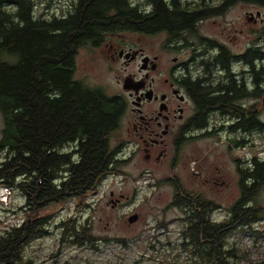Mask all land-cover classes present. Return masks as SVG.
<instances>
[{
	"label": "trees",
	"instance_id": "1",
	"mask_svg": "<svg viewBox=\"0 0 264 264\" xmlns=\"http://www.w3.org/2000/svg\"><path fill=\"white\" fill-rule=\"evenodd\" d=\"M34 7V0H0V152L4 153L0 182L24 198L19 208L23 224L0 233V264H35L25 257V248L52 233L49 217L39 216L41 209L71 199L75 210L88 207L87 198L104 178L120 173L125 160L118 159L122 143L115 134L122 104L74 78V55L78 47L99 40L104 31H148L154 21L149 16L136 18L124 0H79L66 15L47 19L36 17ZM159 11L164 24L165 10ZM65 146L70 150L61 152ZM254 178L255 184L242 188L240 199L230 207V218L222 221L210 219L217 205L184 191L177 206L192 211L188 219L193 223L192 245L199 264H241L239 259L242 264H264L226 247L234 226L250 227L264 220V208L256 202L264 185V163L255 164ZM55 228L72 245L109 241L91 236L89 228L72 218Z\"/></svg>",
	"mask_w": 264,
	"mask_h": 264
},
{
	"label": "flooded vegetation",
	"instance_id": "2",
	"mask_svg": "<svg viewBox=\"0 0 264 264\" xmlns=\"http://www.w3.org/2000/svg\"><path fill=\"white\" fill-rule=\"evenodd\" d=\"M124 2L135 10L136 18L149 16L154 20L151 30L114 28L104 31L99 40L78 47L74 55L75 71L76 59L83 52L91 51L96 53L93 59L105 62L108 72L121 63L125 73L123 77L113 73L115 88L112 92L106 86H92L80 81L122 104L116 140L122 143L121 147L132 148L128 159L142 154L144 163L157 166L165 163L169 156L174 165L183 157L184 150L195 142L206 143L208 155L218 147L224 149L232 173L221 171V175L219 162L206 163L213 170L195 172L203 175V179L195 184L219 189V186L229 187L233 183L239 192L235 204L240 199L241 189L255 184V164L264 163V158L253 155L241 158L231 153L234 148L241 147L251 151L256 140L264 139V1ZM160 8L165 10V18H168L164 24ZM239 9H242L241 17H238ZM128 35L136 36L138 43L128 40ZM142 37L152 38L151 54L139 46ZM135 66L137 71H134ZM260 146L264 147V143ZM70 147H63L61 152L69 151ZM203 160L201 166L209 162ZM142 175L146 178L135 182L137 195L142 193L141 187L136 185L139 180L143 179L149 187L154 179L148 170ZM114 176L119 175L107 177ZM169 181L174 188L171 206L182 209L191 217L190 208L177 204L185 196L184 191L200 193L185 189L181 184L183 181L177 177L169 178ZM108 193L112 208L125 200L123 194L116 196L112 190ZM102 197L91 205L95 206ZM174 199L176 205H173ZM132 216L137 220L136 214Z\"/></svg>",
	"mask_w": 264,
	"mask_h": 264
},
{
	"label": "rangeland",
	"instance_id": "3",
	"mask_svg": "<svg viewBox=\"0 0 264 264\" xmlns=\"http://www.w3.org/2000/svg\"><path fill=\"white\" fill-rule=\"evenodd\" d=\"M137 1L141 3V0ZM75 4L76 0H34V13L36 17L46 19L53 16L60 17L71 11ZM241 11L242 9H239L238 17H241ZM142 38L139 46L142 45L145 52L151 54L152 38ZM127 39L138 43L136 36L128 35ZM241 44L242 41H240ZM95 56L96 53L85 51L81 57L76 59L74 78L92 86H106L112 92V89L115 88L114 74L123 77L125 75L124 67L119 63L113 66L112 71L108 72L105 62L96 61L93 59ZM134 71H137V66ZM2 127L3 121L0 115V138ZM262 143H264V139L256 140L253 150L249 151L247 148L241 149L244 148L241 147L234 148L231 153L233 156L237 154L241 158L253 155L263 159L264 147L260 146ZM205 144L192 143L184 150L183 157L174 165L168 156L165 163L157 166L144 163L142 154L128 159L132 148H124L125 146L120 148L117 154L118 159H126L119 165L120 173L117 174L121 180L123 179L122 186L117 177L111 178L110 182L115 183L108 181L109 186L107 185L108 187L105 186V189L101 190L103 197L98 200L95 206L88 205V207L75 210L74 205L72 211L68 210L70 211L68 213L62 211L67 203L64 205L52 203L41 209L39 216L49 217L48 229L52 233L33 240L25 248V257L32 259L35 264H199L200 259L194 254L192 245L196 241V237L192 234L193 223L187 220L188 214L182 209L171 206L174 188L169 178L177 177L183 181L181 184L185 189L196 191L219 206V209L210 215L212 221L230 218L228 211L235 199L239 197L238 189L233 183L229 187L219 186V189L196 186L195 181L202 180L203 175H196L195 172L202 173L213 170L212 167H207L206 163L215 162L217 164L219 162L221 175L223 174L221 171L232 173L225 150L218 147L208 155ZM3 156L4 153L0 152V163L3 161ZM200 159L201 162H199ZM202 160H209V162H204L201 166ZM145 170L152 174L155 183L150 181L151 185L148 187L145 186L146 182L143 179L139 180L136 185L140 188L139 186L142 184L140 189L142 193L137 195L135 182L137 179L146 178L142 175ZM216 177L220 178L217 175ZM58 182L56 181V183ZM110 190L116 196L123 194L125 197V200H122L116 208L111 207V199L108 196ZM13 191L9 207L2 208L0 206V221L7 220L8 210L13 208L14 212H19V208L24 204V198L20 192ZM256 202L264 208V186L260 189ZM134 214L137 215V220L129 224L127 219ZM68 218L75 219L77 225L89 228L91 236L109 239V241L97 239L94 245H82L81 247L70 244V238H64L61 230L55 228L56 224L66 221ZM62 239L64 240L62 241ZM120 239L124 242L118 241ZM226 241L228 249L238 250L240 253L246 252L250 261L264 260V220L252 224L250 227L234 226ZM183 243L186 245L183 246ZM202 262V264H207L205 261ZM239 262L244 263L242 259H239Z\"/></svg>",
	"mask_w": 264,
	"mask_h": 264
},
{
	"label": "built area",
	"instance_id": "4",
	"mask_svg": "<svg viewBox=\"0 0 264 264\" xmlns=\"http://www.w3.org/2000/svg\"><path fill=\"white\" fill-rule=\"evenodd\" d=\"M114 178H116V177H114ZM117 178L119 181L121 180V177H117ZM106 185H107V182L105 181L104 184L101 185L97 189V192L88 198L87 203L93 204L94 202H96L97 199L99 197H101V192H102L101 190L105 189L104 187ZM141 186H142V184H140L139 187H141ZM12 196H13L12 189L0 182V206L2 208H8L9 207ZM74 204H75L74 199L69 200L67 202V204L65 205V208L62 209V211L65 213L72 211ZM68 210H70V211H68ZM7 213H9V216H7V220L5 219V220L0 221V233H3L4 231L9 232L12 228L20 227L24 222L23 213L14 212L13 208L8 210Z\"/></svg>",
	"mask_w": 264,
	"mask_h": 264
},
{
	"label": "water",
	"instance_id": "5",
	"mask_svg": "<svg viewBox=\"0 0 264 264\" xmlns=\"http://www.w3.org/2000/svg\"><path fill=\"white\" fill-rule=\"evenodd\" d=\"M135 220H136V216H132L131 218H129L128 222L133 223Z\"/></svg>",
	"mask_w": 264,
	"mask_h": 264
}]
</instances>
